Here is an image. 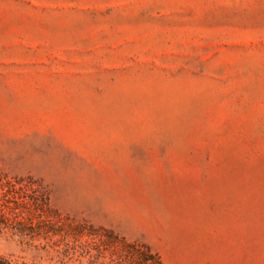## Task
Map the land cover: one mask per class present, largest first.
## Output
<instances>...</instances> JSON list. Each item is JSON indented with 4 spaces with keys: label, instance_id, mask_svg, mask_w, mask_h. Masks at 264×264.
<instances>
[{
    "label": "rangeland",
    "instance_id": "374dc122",
    "mask_svg": "<svg viewBox=\"0 0 264 264\" xmlns=\"http://www.w3.org/2000/svg\"><path fill=\"white\" fill-rule=\"evenodd\" d=\"M0 255L264 264V0H0Z\"/></svg>",
    "mask_w": 264,
    "mask_h": 264
},
{
    "label": "trees",
    "instance_id": "16d2710c",
    "mask_svg": "<svg viewBox=\"0 0 264 264\" xmlns=\"http://www.w3.org/2000/svg\"><path fill=\"white\" fill-rule=\"evenodd\" d=\"M46 206H47V201H43V203L41 205L37 206V208L43 209ZM40 218H41V216H40ZM41 220H43V219H41ZM0 264H18V263H15L12 260L0 255ZM23 264H26V263H23Z\"/></svg>",
    "mask_w": 264,
    "mask_h": 264
}]
</instances>
